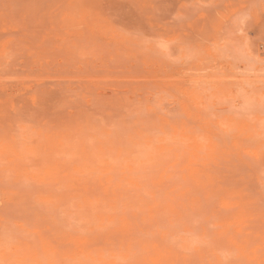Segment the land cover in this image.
Listing matches in <instances>:
<instances>
[{"label": "rangeland", "instance_id": "1", "mask_svg": "<svg viewBox=\"0 0 264 264\" xmlns=\"http://www.w3.org/2000/svg\"><path fill=\"white\" fill-rule=\"evenodd\" d=\"M0 264H264V0H0Z\"/></svg>", "mask_w": 264, "mask_h": 264}]
</instances>
